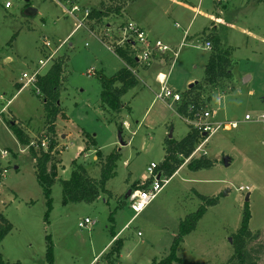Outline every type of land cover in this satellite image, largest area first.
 <instances>
[{
    "label": "rangeland",
    "instance_id": "rangeland-1",
    "mask_svg": "<svg viewBox=\"0 0 264 264\" xmlns=\"http://www.w3.org/2000/svg\"><path fill=\"white\" fill-rule=\"evenodd\" d=\"M8 1L13 6L6 9ZM73 1L82 10L71 15L67 0H0V110L4 108V113L0 112V152L8 151L6 158L0 154V172L7 170L0 183V214L12 224V230L0 243L2 261L49 264L47 252L52 244L53 264H152L168 255L181 221L205 204L202 195L217 198L218 202L207 208L195 230L184 237L178 256L196 264H233V242L248 202L252 236L247 240V263L264 264V123L254 121L264 114V3L214 0L215 14L221 16V11L224 20L234 23L230 31L219 32L232 52V77L221 80L215 88H203L199 101L204 108L217 111L215 121H235L238 127L219 130L195 150L194 158L207 157L214 166L193 171L187 160L157 198L135 216L127 193L144 187L142 182L152 162L162 164L169 134L173 132L172 138L178 141L191 127L175 112L174 105L154 100L149 88L141 90V81L123 97L125 108L119 114L103 109L99 75L111 77L124 64L100 39L109 27L118 37L130 20L148 29L150 38L174 30L183 35V26L192 20L200 1L202 11L194 20V30H202L211 24L205 15L212 0H189L194 4L189 8L185 0ZM86 9L101 10L108 16L100 23L88 17L85 27L76 29ZM176 23L182 28H177ZM200 34L196 37L198 49L184 47L183 57L173 67L178 83L185 73L196 78L194 83H203L202 62L197 61L196 69L189 66L196 59L207 58L201 48L205 33ZM45 39L53 43L49 51L43 44ZM134 51L131 47V53ZM63 54L70 58L62 74L61 112L55 120L60 129L52 134L38 87L29 84L20 91L18 88L24 85L25 80H20L24 72L35 69L44 74ZM51 56L53 61L40 64ZM155 60L163 59L155 56ZM146 65L142 63L141 67ZM98 70L102 73L98 74ZM247 114L253 120L246 121ZM11 120L19 123L36 149L49 150L52 140L56 142L53 154L62 160L59 166L63 168L52 187L53 208L48 217L35 159L29 147L22 146L10 130ZM64 132L69 137L63 139ZM91 136L96 139L95 145L90 142ZM99 152L103 160L112 153L119 154L115 176L107 184L110 193H102L93 203L63 204L60 179L71 177L72 161L78 159L91 176L99 178ZM241 186H249L250 190L242 191ZM87 217L96 224L80 228L79 222ZM117 239L122 246L119 252L112 253ZM109 252L110 260L106 256Z\"/></svg>",
    "mask_w": 264,
    "mask_h": 264
},
{
    "label": "trees",
    "instance_id": "trees-1",
    "mask_svg": "<svg viewBox=\"0 0 264 264\" xmlns=\"http://www.w3.org/2000/svg\"><path fill=\"white\" fill-rule=\"evenodd\" d=\"M253 1V0H246ZM258 3H264V0H255ZM226 7V6H225ZM120 12V8L117 9ZM108 13L91 10L89 18L97 19L98 22H103L104 17ZM211 55L205 68V77L202 85L198 84L186 91L184 100L178 104V113L181 116H188V108L194 104L197 108L203 109V102L199 100L202 98L203 88H215L221 80L230 79L232 77V52L230 48H225L221 45V39L217 36H212L211 40ZM115 54L122 59L126 66L118 70L111 77L100 76L102 92L100 96V104L103 109L108 112L119 114L123 110V97L135 88L138 84V77L136 74L137 66L140 63L133 53H131V46L116 47ZM65 64V59L59 57L54 60L51 68L45 73L38 76L36 86L44 97L45 106L47 110V123L49 132L54 134L56 130L55 120L57 115L61 112L59 99L60 89L62 87V74ZM197 92L196 95L194 92ZM8 126L17 137L18 141L23 146H28L30 154L35 159L36 176L40 186L43 189V194L46 198L48 217L53 208L52 187L54 183L59 180V171L62 169L59 165L62 163L60 158L54 157L53 150L56 142L52 140L49 150L43 147L36 149L34 144H31L30 136L21 128L16 120L8 121ZM122 131V127H120ZM47 136V135H46ZM49 138V137H46ZM204 140V137L194 128L181 140H174L169 138L165 146V158L157 171L162 172L166 177L171 178L189 159L188 167L190 170L198 171L202 169H209L214 166V161L207 157L194 158V152L197 146ZM91 144H96V139L91 136ZM88 148L85 147V150ZM99 159L101 165V174L99 178L93 177L88 172L87 167L83 163H79L78 159L72 161V173L69 179H60V184L63 188V204L70 203H93L102 193H110L107 189L108 181L115 176L116 163L119 158L118 153H112L104 160L99 152ZM205 204H203L198 211L189 215L180 223V232L175 238L174 243L165 257L160 260H155L152 264H196L187 261L178 256L179 248L184 240V237L191 233L197 227L198 222L206 214L207 208L216 205L217 198H209L202 196ZM252 213L247 202L244 210L241 226L234 238L235 252L230 262L233 264H256V262L247 263V240L252 236L250 231V222ZM12 230V224L9 220L0 214V243L5 239L6 235ZM116 237V236H114ZM118 245V246H116ZM116 246V247H115ZM122 242L117 239L113 244L112 253L119 252ZM115 247V250H114ZM111 252L107 256L108 260L112 255ZM111 254V255H110ZM48 263H54L52 244L48 249ZM0 264H6L0 258Z\"/></svg>",
    "mask_w": 264,
    "mask_h": 264
},
{
    "label": "built area",
    "instance_id": "built-area-1",
    "mask_svg": "<svg viewBox=\"0 0 264 264\" xmlns=\"http://www.w3.org/2000/svg\"><path fill=\"white\" fill-rule=\"evenodd\" d=\"M71 7L69 9V13L71 15L78 14L80 9L82 10L81 6L78 3L74 2L73 0H67ZM12 6L11 2L6 3V7L9 8ZM90 10L86 9L84 11V15H82V19L77 20L78 24L76 29L81 28L82 26L85 27L84 21L90 16ZM116 35L112 32L111 27L107 29L104 34V37L100 39V42L112 53L115 54L116 47H125L127 45L131 46L135 49L134 56L136 59L142 64L147 63L155 58L157 55L161 59L165 58V55L168 53L173 54V60L175 61L178 57L179 52L174 51L168 44L162 41H154L152 42L149 37V33L142 28L140 25L134 22H127L123 28L121 29L117 40H114ZM45 47L52 49V42L49 39H45L43 41ZM206 46L211 48V42L207 41ZM139 48L138 50H136ZM52 56L49 57L48 60H51ZM41 65L47 64L44 61H40ZM40 75V71H35L31 75L29 73L23 74V79L26 80L29 84H34L36 86V82L38 76ZM89 75H92V72H89ZM158 81L161 85L160 90L156 93V98L159 100H170L174 103H181L184 100V94L173 90L172 88L168 87V76L166 74H159L157 76ZM39 91V90H38ZM188 116H181L186 123L199 133L202 134L204 137V141H207L212 135L217 133L219 130H232L238 127V123L235 121L229 122H220L215 121L214 116L217 115V111H211L209 109L197 108L194 104H191L188 108ZM246 121H251L253 118L247 114L245 116ZM255 122H262L264 123V114H262L257 119H254ZM204 134L206 136H204ZM45 144V143H43ZM201 145V144H200ZM203 145V144H202ZM202 145L199 146L197 149H201ZM2 158H6L8 156V151L3 150L0 152ZM158 164L152 162L147 167V175L143 179L144 187L131 190L130 195L128 196V202L130 204V208L135 212V216L139 215L153 200L157 198L160 192L164 189V187L169 183L170 178L166 177L162 174V172L157 171ZM7 170L0 172V183L5 179ZM240 190L248 191L250 190L249 186H241ZM96 224V222L87 217L83 221L79 222L80 228L91 227L92 225Z\"/></svg>",
    "mask_w": 264,
    "mask_h": 264
},
{
    "label": "crops",
    "instance_id": "crops-1",
    "mask_svg": "<svg viewBox=\"0 0 264 264\" xmlns=\"http://www.w3.org/2000/svg\"><path fill=\"white\" fill-rule=\"evenodd\" d=\"M9 2V1H8ZM185 2L186 3H189L190 5H187L186 6V8H189V6H194V4L191 2V1H189V0H185ZM7 3V2H6ZM204 3V1L202 2V4ZM213 3H214V0H212L211 1V6L209 7V8H207V10H206V15L205 16H207L208 18H210V20H209V22L211 23V24H209L208 23V25H205L203 28H202V30H197V31H195L194 30V20L196 19V16L198 15V14H200L201 13V11H202V7H201V1L198 3V5H197V8H196V12H195V14H194V16H193V18H192V20L191 21H189L187 24H185L184 26H183V29H184V33H183V35H180V33H178L177 31H172V32H170V33H165V34H163V35H153V36H151V40L152 41H155V40H162V41H164L166 44H168L174 51H177V52H179V54H178V57L176 58V60L174 61L173 60V54H170V53H168L167 55H165V58H164V61L163 60H161V61H159V62H157L156 60H155V58L153 59L154 61L153 62H151V63H149V64H147L146 65V67H141L142 66V64L141 63H139L138 64V66H137V70H136V74H137V77H138V84L140 83V81L143 83V86H141V90H144L145 88H149L150 89V91L153 93V96H154V100H159V99H157L156 98V93L160 90V87H161V85H160V83H159V81H158V78H157V76L159 75V74H166L167 76H168V82H167V85H168V87H170V88H172L173 90H175V91H178V92H180V93H182V94H185L186 93V91L190 88V84H192V83H194V81L196 80V78L192 75V74H190V73H185V72H188L187 70H183L184 71V73L185 74H183V76H182V79H181V81L179 82L180 83V85H179V83L178 82H176L175 81V77H173V72H174V69H173V67L175 66V64L177 63V62H179L180 60H181V58L183 57L182 56V54H183V51H182V49L184 48V47H186V46H188L189 48H191L192 47V49H194V48H197L198 49V46L196 45V37H197V35L199 34V33H201L202 34V36H204V34L203 33H205V40H204V43L202 44V46H201V48H203L204 49V51L203 52H205L206 54H207V58H205V59H196V60H194V61H192V63H190L189 64V66L190 67H192L193 69H196V68H198V66H199V63L197 62V61H200V62H202V65H203V69H205L206 68V65H207V63H208V61H209V58H210V55H211V48H209V47H207L206 46V42H207V40H211V37L212 36H217V37H219V32L222 30H225L226 32H228V31H230L231 29H233L234 28V23L233 22H231V21H227V20H224V17L222 16V12L220 11L219 13L221 14V16L220 15H216L215 14V12H214V9H213ZM12 6H13V4H12ZM11 6V7H12ZM11 7H9V8H11ZM5 8L6 9H8L7 7H6V4H5ZM207 18V19H208ZM130 21H132V20H130ZM136 23V22H135ZM177 24H179V23H176L175 25H176V27L177 28H179V27H181L180 26V24H179V26L177 25ZM138 25H140L142 28H144L145 30H147L148 32H149V30L148 29H146L145 27H143L142 26V24H138ZM110 26V25H109ZM182 28V27H181ZM199 31V32H198ZM244 31H247L248 33H250V31L248 30V29H246V30H244ZM200 34V35H201ZM228 34V33H227ZM227 37V36H226ZM220 38V37H219ZM221 39V45L222 46H226V44H225V41H227V39H225L224 38V35H223V37H221L220 38ZM229 40V39H228ZM101 43V42H100ZM44 44V43H43ZM88 44V43H87ZM86 44V45H87ZM70 45H72V43H70ZM45 46V45H44ZM226 48V47H225ZM46 49H47V51H49L50 49L49 48H47L46 47ZM181 50V51H180ZM60 54H61V52H60ZM65 54V53H64ZM61 55V56H59V57H63L64 59H65V64H64V68H63V71L67 68V65H68V61H69V58L70 57H68L67 55ZM114 54V53H113ZM187 54V53H186ZM123 64H124V67L126 66V64H125V62L122 60V59H120L116 54H114ZM157 56V55H156ZM46 57V56H45ZM58 57V58H59ZM53 58V57H52ZM157 58H158V56H157ZM40 60H42V59H39V61ZM52 60V59H51ZM51 60H48L47 59V64L49 63L48 61H51ZM54 60V59H53ZM52 60V61H53ZM6 61H9V59H7ZM53 63H54V61H53ZM52 64V63H51ZM46 65V64H45ZM169 65H170V68H169ZM42 66H44V65H42ZM52 66V65H51ZM66 67V68H65ZM51 68V67H50ZM50 68H48V70L50 69ZM121 68H119L118 70H120ZM47 70V71H48ZM117 70V71H118ZM34 71H35V69H33L32 70V72L31 73H29L30 75L32 74V73H34ZM37 71V70H36ZM116 71V72H117ZM115 72V73H116ZM25 73V72H24ZM23 73V74H24ZM46 73V72H45ZM44 73V74H45ZM96 73H97V71H96ZM99 73H102V71L101 70H98V74ZM114 73V74H115ZM40 74H42V71H40ZM88 75H89V71H88ZM92 75H93V73H92ZM91 75V76H92ZM100 76H104V75H99V77ZM100 79V78H99ZM21 81L23 80H25V79H23V76H22V79H20ZM178 81V80H177ZM16 83H19V82H16ZM21 83H19V85H20ZM29 85V83L28 82H26V80H25V82H24V85L22 86H19V88H18V90L20 91L23 87H25V86H28ZM184 85H186V88H183V86ZM196 85H198V83L196 84ZM196 85H194V86H196ZM189 86V87H188ZM193 86V87H194ZM187 87H188V89H187ZM101 92H102V90H101ZM127 95V94H126ZM101 96V95H100ZM125 99L123 98V103H124V105H125V101H124ZM161 101H163V102H165V103H167V105L169 106V107H173V105L175 106V112L176 113H178V104L179 103H174V102H172V101H170V100H161ZM129 104V103H128ZM100 106H101V104H100ZM130 106V105H129ZM124 108H125V106H123ZM123 108V109H124ZM131 109V108H130ZM216 111V110H215ZM0 112L1 113H4V108L3 107H1V110H0ZM179 114V113H178ZM180 115V114H179ZM181 116V115H180ZM63 117H65L64 116V113H63ZM182 118V117H181ZM55 125H56V129H57V132H59V129L60 128H58L57 127V123L55 122ZM127 126H129L128 125V123H127ZM64 127L66 128V126H63V128L62 129H64ZM123 127V126H122ZM11 130V129H10ZM12 131V130H11ZM14 134V133H13ZM64 135H62L63 136V139L64 138H66V137H69V134H68V132H64L63 133ZM125 143V142H124ZM23 146V145H22ZM81 149H82V147H81ZM96 158V157H95ZM189 160V159H188ZM62 165H63V163H62ZM15 168L16 169H18V166L17 165H15ZM179 171V170H178ZM177 171V172H178ZM176 172V173H177ZM163 174V173H162ZM132 220V219H131ZM131 220H129L123 227H121V229H120V231H118L117 232V234H116V236L117 235H119L120 233H121V231L130 223V221ZM114 238H116V237H114ZM110 245V242H109V244L101 251V253L105 250V249H107V247Z\"/></svg>",
    "mask_w": 264,
    "mask_h": 264
},
{
    "label": "water",
    "instance_id": "water-1",
    "mask_svg": "<svg viewBox=\"0 0 264 264\" xmlns=\"http://www.w3.org/2000/svg\"><path fill=\"white\" fill-rule=\"evenodd\" d=\"M197 83H193V84H191L190 85V88H192L194 85H196ZM204 136H206L205 134H204ZM173 137V132H171L170 134H169V138H172ZM120 139H121V141H122V138H121V136H120ZM122 144H125L124 142H122ZM227 162H228V159L227 158H225L224 159V163L227 165ZM130 193H131V191H129L128 193H127V197L130 195ZM249 198L247 197V200H248Z\"/></svg>",
    "mask_w": 264,
    "mask_h": 264
}]
</instances>
